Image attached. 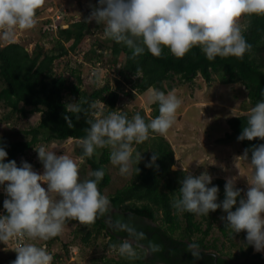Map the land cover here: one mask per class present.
<instances>
[{"label": "trees", "instance_id": "1", "mask_svg": "<svg viewBox=\"0 0 264 264\" xmlns=\"http://www.w3.org/2000/svg\"><path fill=\"white\" fill-rule=\"evenodd\" d=\"M98 6L99 0H92L79 19L67 11L58 21L57 36L52 39L54 49L46 51L43 45L38 43L29 51L20 42H9L0 47V102L9 110L10 116L7 120L11 119L12 115L41 114L40 124L21 132V138L11 140L0 137V147L8 153L6 163L15 160L20 167L22 157L34 147L43 142L69 139L79 143L77 155L82 157L80 140L87 135L85 129L90 127L89 121L95 122L112 112H117V104L124 96L134 99L136 95H142L150 88L167 95L175 88L177 80L179 85H185L201 76L209 84L216 81L226 86L241 84L248 92L251 109L258 102L264 101V15L243 16L246 24L242 34L252 46L243 58L217 56L210 61L199 46H194L183 58L175 57L166 47L162 49L160 57L153 56L145 47L142 54L133 58L132 49L106 36L105 39H94L90 48H84V42L94 37L100 28L104 33L103 24H98L95 20L87 22L93 8ZM51 22V19H47L46 25ZM63 24L68 26L62 27ZM46 33L49 34V30H46ZM79 50H84V62H76L74 66L75 60L68 57L71 53L77 55ZM58 59L65 62L61 69L57 68ZM97 63H101L106 69H114L117 76H107L104 79L102 73L97 74L91 78V85L96 87L89 91L84 81L85 67L88 68L89 75ZM74 102L79 103L81 107L79 114L66 110L68 104ZM93 104L95 107H92ZM66 115L72 119L74 127L67 126L64 119ZM249 115L228 119L230 132L227 133V138L237 139L247 126ZM158 116V102L153 103L150 117H146L142 111V118L146 123ZM238 142L244 152L247 150L249 160L252 148L264 144V140L260 138ZM133 145L135 152L131 164L132 177L127 184L108 196L113 211L107 209L102 215L98 214L95 222L91 224H80L77 221L79 230L74 231L76 236L79 233L84 234V243H88L93 235L104 232L109 237L108 249L120 246L124 240L133 242L135 257L118 254L122 257L120 261L109 258L105 263L264 264V255L254 252V247L247 240L244 242L246 248L241 247L240 253L232 249L237 246L235 238L243 240L247 233H236L226 227V220L221 217H226L227 213L222 208L201 217L173 208L174 199L180 195V181L190 173L182 169L173 170L178 161L170 142L164 136L150 130L149 138L145 142H134ZM110 152L109 147L97 148L91 157L83 158L90 169L86 180L95 179L91 175L92 172L104 171L103 178L98 181V189L102 195L113 184ZM136 152L142 156L139 163L136 160ZM153 153L158 158L151 167H146L151 163ZM225 184V179L215 177L208 185L219 188L217 203L225 199ZM6 185L7 182L0 185V216L7 215L3 207L4 200L9 198L4 190ZM244 197L241 192V197L237 198V204L233 206L232 211L239 206V199ZM216 228L220 232L219 235L215 234ZM221 238L229 241V249L225 248V241H221ZM190 243L198 245L192 251L199 252V259L189 252ZM220 244L222 249L219 248ZM64 247L65 254L54 253L53 263L65 262L64 257L69 251L68 244Z\"/></svg>", "mask_w": 264, "mask_h": 264}, {"label": "clouds", "instance_id": "2", "mask_svg": "<svg viewBox=\"0 0 264 264\" xmlns=\"http://www.w3.org/2000/svg\"><path fill=\"white\" fill-rule=\"evenodd\" d=\"M44 3L45 0H0V38L14 42L17 30L35 27L36 12ZM252 15H264V0H99V6L93 8L87 22L95 20L103 24L105 36L132 49L133 58L142 54L145 47L155 57H160L166 47L175 57L183 58L194 46H199L211 61L217 56L243 58L251 50L239 21L243 16ZM148 91L149 102L159 103V116L146 123L139 113L128 119L124 113L112 112L95 122L89 121L87 135L80 140L81 160L91 157L97 148L109 147L111 163L120 166L121 174L130 172L135 152L133 143L145 142L150 130L165 135L182 103L174 91L167 95L154 88ZM66 110L79 114L81 107L74 102ZM64 119L69 128L74 127L69 116ZM256 138L264 140V101L250 109L247 126L237 137L240 141ZM35 150L43 164V174L24 161L20 167L15 160L6 163L8 153L0 147V185L7 182L4 190L9 197L3 204L7 215L0 216V242L4 244L14 238L34 241L56 237L66 220L94 223L109 205L108 198L98 189L103 170L91 173L95 179L82 181L78 164L69 156H58L44 147ZM157 158L153 153L146 167H151ZM243 158L248 160L247 150ZM141 159V153L136 152L138 163ZM250 165L253 175L235 211L232 208L242 190L235 187L234 179H228L225 199L217 203L219 188L208 187L213 178L207 172L198 177L191 173L184 176L173 208L197 215H208L222 208L227 213L221 217L226 220V227L236 233L246 231L248 243L256 251H264V144L252 148ZM41 182L47 185V190ZM197 247L188 245L189 252L199 259V252L192 251ZM15 251L17 257L12 264H52V255L35 243H23ZM119 253L135 257L133 242L124 240Z\"/></svg>", "mask_w": 264, "mask_h": 264}, {"label": "rangeland", "instance_id": "3", "mask_svg": "<svg viewBox=\"0 0 264 264\" xmlns=\"http://www.w3.org/2000/svg\"><path fill=\"white\" fill-rule=\"evenodd\" d=\"M91 3L92 0H45L44 5L36 12L37 23L35 27L23 31L17 30L14 42L23 43L29 51L38 43L43 45L46 51L54 49L52 39L55 37L56 32L49 30V34L46 33V28H48L46 20L55 19L53 15L60 8H66L70 15H74L75 18L79 19ZM239 22L243 29L246 24L245 19L241 17ZM101 29L95 32L94 37L92 36L84 42L85 49L91 47L94 39H105V34L101 32ZM7 43L9 42H5L0 38V47ZM77 55L71 53L68 57L70 60H75L74 66L76 65ZM62 61L63 59H58V69H61L65 63ZM87 70L88 68L85 67L84 81L86 89L92 91L96 86L91 85L92 79ZM174 86L175 88L172 91L175 92L182 103L177 109L174 124L165 135H162L170 142L175 152V159L178 161L173 170H186L197 177L207 172L212 178H223L226 181L234 179L235 186L241 189L245 195L249 187L248 180H251L254 170L250 165V160L243 158L245 152L238 140L227 138V133L230 132L228 119L250 114L251 108L247 90L241 84L226 86L217 81L209 84L201 76L185 85H179L177 80ZM152 105L153 103L149 102V91H147L142 95H136L134 99L124 96L117 104V112L126 114L128 119H131L136 113H139L142 117V111L146 117H150ZM9 116V110L0 102V137L11 140L21 138V132L37 127L41 121L40 113L28 114L27 116L12 115L11 119L7 120ZM78 146L79 143L74 139L43 142L34 147L26 156H23L22 161L32 165L33 170L38 174H43V164L39 160L38 152L35 149L38 150L40 147H44L46 151H54L58 156L64 154L72 158L78 164L79 176L83 181L90 175V169L85 161L77 155ZM133 147L135 148V145ZM110 170L113 184L110 189L104 191L103 196L107 198L116 189L127 184L132 177L131 168L129 173L121 174L120 166L111 164ZM41 186L47 190V185L43 182H41ZM53 196L58 198L55 197V194ZM107 209L113 211L110 202ZM198 216L201 217V215ZM76 229L79 230L77 221L66 220L63 230L58 236L48 240L37 239L34 241L25 238V243H35L37 246L44 247L52 257L54 253L65 254L66 249L64 246L68 244L69 251L68 255L64 257L65 264H104L109 258H115V261L122 259L119 256V246H112L108 249L109 237L104 232L100 235H93L88 243H84L82 242L84 234L80 235L79 233L76 236L74 233ZM215 231L216 235L220 234L218 228ZM235 240L237 246L232 249H236V252L240 253L239 249L241 247L246 248L244 242L247 239L235 238ZM221 241H225V248H230L231 245L228 240L221 238ZM221 246L220 244L219 248ZM16 248L17 245L14 244V239L9 240L7 244L0 242V264H12L17 257ZM254 252L258 251L254 248ZM258 253L264 255V251Z\"/></svg>", "mask_w": 264, "mask_h": 264}, {"label": "built area", "instance_id": "4", "mask_svg": "<svg viewBox=\"0 0 264 264\" xmlns=\"http://www.w3.org/2000/svg\"><path fill=\"white\" fill-rule=\"evenodd\" d=\"M67 9L66 8H60L58 9V11L53 15L54 18H52V22L50 24H48V28H46L47 30H51V31H54L56 32L57 29H58V21L61 20L67 13ZM68 25L67 24H63L62 27H67ZM78 55H77V58H76V62L77 63H83V51L79 50L77 51ZM78 57H81V58H78ZM102 73L103 74V78L106 79L107 76H110V77H116L117 74L115 73V70L114 69H106L104 67H102L101 63H97L95 67H93L92 71H90V77H95L97 74H100ZM98 116V115H97ZM25 243V239L23 240H19V239H15L14 238V244L18 246H20L21 244ZM52 264H65L63 262H55Z\"/></svg>", "mask_w": 264, "mask_h": 264}, {"label": "crops", "instance_id": "5", "mask_svg": "<svg viewBox=\"0 0 264 264\" xmlns=\"http://www.w3.org/2000/svg\"><path fill=\"white\" fill-rule=\"evenodd\" d=\"M257 253V252H256Z\"/></svg>", "mask_w": 264, "mask_h": 264}]
</instances>
